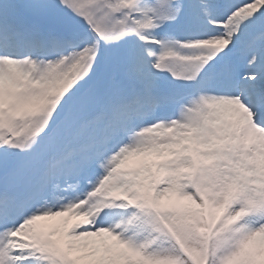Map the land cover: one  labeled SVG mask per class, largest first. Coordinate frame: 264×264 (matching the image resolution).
Wrapping results in <instances>:
<instances>
[{
    "label": "snow or ice",
    "instance_id": "snow-or-ice-1",
    "mask_svg": "<svg viewBox=\"0 0 264 264\" xmlns=\"http://www.w3.org/2000/svg\"><path fill=\"white\" fill-rule=\"evenodd\" d=\"M0 264H264V0H0Z\"/></svg>",
    "mask_w": 264,
    "mask_h": 264
},
{
    "label": "rangeland",
    "instance_id": "rangeland-1",
    "mask_svg": "<svg viewBox=\"0 0 264 264\" xmlns=\"http://www.w3.org/2000/svg\"><path fill=\"white\" fill-rule=\"evenodd\" d=\"M142 159V157H133L130 161V165H136L138 164ZM148 159L154 160L156 157H149ZM168 200H170L173 203H178V204H184V205H190L191 202L187 201L186 199H183L179 196H177L175 193H170ZM63 219H68V218H51V219H46L42 221H38L39 224H45V225H59L62 226V220ZM71 219H69V223H71Z\"/></svg>",
    "mask_w": 264,
    "mask_h": 264
}]
</instances>
